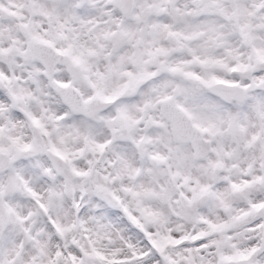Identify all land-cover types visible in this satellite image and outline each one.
Wrapping results in <instances>:
<instances>
[{"label": "snow or ice", "instance_id": "obj_1", "mask_svg": "<svg viewBox=\"0 0 264 264\" xmlns=\"http://www.w3.org/2000/svg\"><path fill=\"white\" fill-rule=\"evenodd\" d=\"M0 264H264V0H0Z\"/></svg>", "mask_w": 264, "mask_h": 264}]
</instances>
